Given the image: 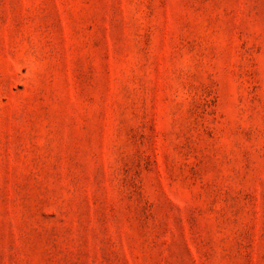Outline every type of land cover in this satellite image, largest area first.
I'll return each mask as SVG.
<instances>
[{
  "label": "rangeland",
  "instance_id": "obj_1",
  "mask_svg": "<svg viewBox=\"0 0 264 264\" xmlns=\"http://www.w3.org/2000/svg\"><path fill=\"white\" fill-rule=\"evenodd\" d=\"M0 264H264V0H0Z\"/></svg>",
  "mask_w": 264,
  "mask_h": 264
}]
</instances>
